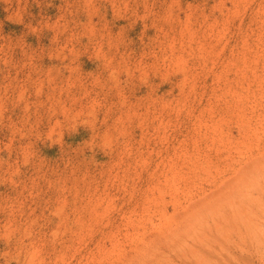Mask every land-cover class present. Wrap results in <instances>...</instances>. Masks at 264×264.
<instances>
[{
    "label": "rangeland",
    "instance_id": "1",
    "mask_svg": "<svg viewBox=\"0 0 264 264\" xmlns=\"http://www.w3.org/2000/svg\"><path fill=\"white\" fill-rule=\"evenodd\" d=\"M260 152L264 0H0V264H200ZM245 237L205 264H264Z\"/></svg>",
    "mask_w": 264,
    "mask_h": 264
},
{
    "label": "bare ground",
    "instance_id": "2",
    "mask_svg": "<svg viewBox=\"0 0 264 264\" xmlns=\"http://www.w3.org/2000/svg\"><path fill=\"white\" fill-rule=\"evenodd\" d=\"M261 153V156L258 154L256 158L252 156L255 158L254 161L247 162L244 167L242 166L239 169L237 174L239 179L236 183L228 181L227 184H222L212 194L207 195V197L204 196L198 201V204L201 201H206L204 203L206 207H203L204 209L200 207L199 210L202 211L203 209V212L200 211L199 215L195 214V223L189 229L191 235L187 236L190 233L187 232V238L184 235L183 237L187 239L186 245L189 246V254L191 253L189 256L193 255L191 258L198 260L200 264H205L207 261L211 262L207 254L211 253L212 255L218 246H221L223 243L225 245L227 243L231 245L236 244L237 241H243V237L247 239L245 236H252L253 239L256 237V239L261 240V242H257L263 245L264 156ZM219 194L230 195V197L222 201L218 196ZM254 241L253 243H255ZM182 243L180 242V244ZM178 245H175V247H179ZM182 246L186 249V246ZM182 248L183 252L184 248ZM219 255L216 256L219 257ZM213 261L216 262L215 260Z\"/></svg>",
    "mask_w": 264,
    "mask_h": 264
}]
</instances>
